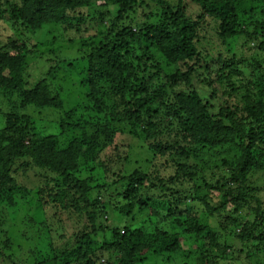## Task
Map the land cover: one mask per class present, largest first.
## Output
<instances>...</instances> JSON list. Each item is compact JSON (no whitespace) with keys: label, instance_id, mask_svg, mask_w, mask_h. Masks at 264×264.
Returning a JSON list of instances; mask_svg holds the SVG:
<instances>
[{"label":"trees","instance_id":"trees-1","mask_svg":"<svg viewBox=\"0 0 264 264\" xmlns=\"http://www.w3.org/2000/svg\"><path fill=\"white\" fill-rule=\"evenodd\" d=\"M190 1L201 15L188 14L187 0H24L12 16L17 28L37 31L83 22L95 6L116 9L110 32L87 55V90L78 106L66 107L46 76L23 89L28 57L20 43L28 39L0 48V98L12 110L0 129V200L15 205L22 187L16 167L27 159L50 174L39 189L43 208L77 204L88 220L84 229L90 230L74 233L50 264H97L101 251L109 253L108 264H144L160 255L216 264L219 247L235 235L264 248V230L256 235L244 229L256 220L264 226L257 183L264 172V17L257 16L264 0ZM149 2L162 7L155 23L130 19ZM123 135L127 147L130 137L147 145L149 165L155 163L127 172L122 163L112 189L106 176L99 183L91 171L121 160ZM227 145L231 151L222 154ZM216 191L215 202L210 196ZM196 200L201 214H210L207 220ZM247 209H254V223L243 222ZM108 213L111 226L101 219ZM175 215L181 231L168 227ZM139 216L148 228L134 226ZM214 216L226 217L222 231Z\"/></svg>","mask_w":264,"mask_h":264},{"label":"rangeland","instance_id":"rangeland-1","mask_svg":"<svg viewBox=\"0 0 264 264\" xmlns=\"http://www.w3.org/2000/svg\"><path fill=\"white\" fill-rule=\"evenodd\" d=\"M23 1L0 0V48L5 47L3 45L7 43L12 42L14 44L20 38L28 39L20 43V45L26 47L28 57L21 81L23 89L29 90L35 88L42 81L43 77L46 76L47 80L61 94L66 107L71 108L78 106L79 103L82 104L85 98V91L87 90L86 86L82 85L87 74V55L110 32L112 24L109 21V17L111 13L112 15L116 13L115 7L95 6L90 8V15L85 17L83 22L45 24L41 29L33 31L30 28L29 30L17 28L14 25L15 22L12 20V16L20 10ZM188 1L190 6L187 10L188 14L193 17H196L198 14L201 15L202 9L200 6L192 4L190 0ZM155 6L154 3L149 2V6H143L138 8L135 13H130V19L138 24H142L143 22L147 24L155 23L160 18L162 9V7L156 8ZM106 9L109 11L106 12ZM100 12L102 14L99 19ZM146 14H149V17L145 16ZM257 16L262 19L264 13L260 10ZM131 20L128 22L130 23ZM124 23L125 20L120 22L122 25ZM156 56L158 59H161L158 52H156ZM161 61L163 60L161 59ZM167 68L172 69V67L168 66ZM10 111L12 110L8 106V101L3 100L1 97L0 129L6 126L7 114ZM34 117L37 126L42 128L44 125L41 122L42 117L38 114L34 115ZM118 140L121 144L123 143L119 151L120 157H122L121 160H113L112 163L105 164L102 168L100 166L95 167V170L91 171V174L99 183H103L106 176L108 178L107 182L112 185V189L115 188L114 182L117 179L114 172L119 171L122 163L125 166L126 172L136 167L151 168L153 163H155L154 161L149 165V162L153 160V153L148 150L147 145H143L142 141L130 137L129 141L133 145L132 147L129 145L127 147L128 136L123 135ZM227 151H231L230 146L227 145L221 148L222 154H226ZM127 158L128 160H126ZM105 161H107V158H105ZM27 162L30 161L27 159L23 160L19 165L25 164V166L22 168L16 167L15 179L22 187L13 196L15 205L9 206L6 203L7 200H0V264H50L55 253L61 252L64 248L68 247L67 243L69 239L71 240L74 233H83L90 230L89 228L84 229L88 220L85 215L80 214L77 204L70 209L52 205H47L45 209L43 208V203L39 200V189L41 186H45V182L49 179L50 174ZM159 163L162 162L160 161ZM171 171L172 167L165 169L166 173H170ZM258 174L263 175L257 183L262 187L259 197L261 199L260 204H262V208L264 209V172H259ZM256 177L257 174L251 179V183L254 186L257 184H253V180ZM123 188H120V190H123ZM211 194L210 199L215 201L217 199L215 197L218 194L217 191ZM256 202L253 201V203ZM198 203L201 209L196 211L200 217L202 216L201 220H207L210 218V214L204 211L201 214L203 206L198 200L193 202L195 209ZM251 205L248 206L250 207ZM189 206H192V203ZM247 212L248 214L245 215L243 222L250 221V223H254V209H247ZM110 214L101 215L102 223H108L109 226L112 225L114 220H111L112 215ZM184 215L186 214L184 213ZM221 216H214L212 218L216 223L215 228L222 231L221 224L226 222V217ZM143 217L139 216L134 226L141 225L144 228H148L150 226L149 223H142ZM257 221L252 225H245V227L244 225H239L236 229L237 234L243 227L253 234H261L264 226ZM129 224H132L131 221ZM178 225L175 215L169 220L168 227L171 230L181 231L182 229ZM226 234L229 233L226 232ZM237 236H227L225 238L226 243L219 247L221 251L218 252V255L222 253L221 258H219L216 264H264V248L259 247L258 242H254L253 240L244 242ZM100 237H98L99 240ZM194 252L196 258H198L200 250L196 249ZM213 252H217L216 247L213 248ZM228 252L229 254H226ZM144 255L147 256V254ZM161 256L163 255L154 257V260H148L144 264H184L186 262L194 264L193 259H189L188 261H168L163 257L161 258ZM109 258L110 255L107 251H101L97 264H108ZM73 264L76 263L73 262ZM210 264H213V261H210Z\"/></svg>","mask_w":264,"mask_h":264}]
</instances>
